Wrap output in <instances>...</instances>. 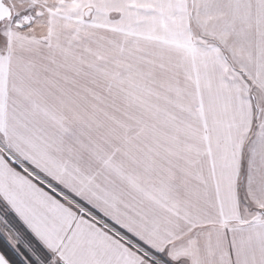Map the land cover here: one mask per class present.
Returning <instances> with one entry per match:
<instances>
[{
	"label": "snow or ice",
	"instance_id": "obj_1",
	"mask_svg": "<svg viewBox=\"0 0 264 264\" xmlns=\"http://www.w3.org/2000/svg\"><path fill=\"white\" fill-rule=\"evenodd\" d=\"M0 264H264V0H0Z\"/></svg>",
	"mask_w": 264,
	"mask_h": 264
},
{
	"label": "trees",
	"instance_id": "obj_2",
	"mask_svg": "<svg viewBox=\"0 0 264 264\" xmlns=\"http://www.w3.org/2000/svg\"><path fill=\"white\" fill-rule=\"evenodd\" d=\"M0 250H5L2 239H0Z\"/></svg>",
	"mask_w": 264,
	"mask_h": 264
}]
</instances>
